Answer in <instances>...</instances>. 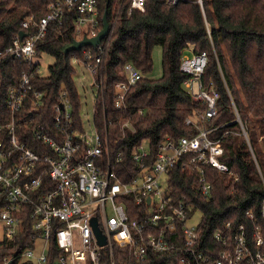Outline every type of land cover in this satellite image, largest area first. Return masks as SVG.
I'll return each mask as SVG.
<instances>
[{"label":"built area","instance_id":"obj_1","mask_svg":"<svg viewBox=\"0 0 264 264\" xmlns=\"http://www.w3.org/2000/svg\"><path fill=\"white\" fill-rule=\"evenodd\" d=\"M180 1L187 0H165L168 5ZM194 1L203 9L202 0ZM123 3L128 12L145 9V0H115L107 13V34L96 46L81 47V59L73 60L81 61L91 72L98 87L97 96L102 94L104 57ZM68 12L73 13L74 39L95 36L102 27L98 0H52L41 17L36 19L30 14L21 21L20 31L26 33L23 37L18 33L11 43L0 46V58L9 55L27 66L19 82L8 87L6 108L10 118L0 121V132H5V137L0 138V197L5 201L0 210L3 237L10 239L30 230L27 238L31 244L19 254V263L195 264L209 260V264H264V232L259 225L248 237L240 224L231 243L223 230H216L213 237L225 247L215 256L204 255L197 249L199 222L190 221L199 209L193 210L192 205L176 199L170 187L171 176L179 168L193 176L197 191L209 198L212 183L208 170L231 173L221 156L222 137L235 132L230 127L232 123L239 125L238 133L245 138L252 154L247 130L230 94L234 118L212 123L217 115L219 93L212 81L203 79L208 63L205 52L188 49L190 53L184 52L179 63V69L186 74L183 87L201 104L184 120L185 125L193 128V134H166L155 149L143 140L131 147V165L123 161V150L112 151L107 131L99 132L95 107L92 136L84 131L83 123L82 127L75 125L64 89L52 106L53 129L44 124L33 128L42 150L37 151L19 139L17 113L24 99L31 93L33 109L42 104V93L32 83L34 73L43 74L40 65H35L39 60L35 45L44 38L49 24L63 23ZM119 70L123 78L114 83L113 90L117 108L122 107L129 89L143 76L131 61H125ZM31 120L29 117L26 122ZM122 127L133 128L128 120ZM256 167L260 173L257 163ZM247 213L252 216V212ZM260 215L264 219V197ZM93 219L104 238L102 244Z\"/></svg>","mask_w":264,"mask_h":264},{"label":"trees","instance_id":"obj_2","mask_svg":"<svg viewBox=\"0 0 264 264\" xmlns=\"http://www.w3.org/2000/svg\"><path fill=\"white\" fill-rule=\"evenodd\" d=\"M52 0H0V46H6L22 29L21 21L32 14L36 19L46 13ZM115 0H98L99 18L109 14ZM203 9L194 0L180 1L175 5L165 0H145V9L128 12L121 6L102 67V94L95 99V124L100 133L107 131L113 152L123 150V161L131 165V147L143 140L155 149L166 135L193 134V128L184 124L185 118L201 104L193 100L183 87L186 78L179 69L181 55L190 49L205 52L208 63L204 81H212L219 93L217 115L212 123L219 124L234 118L229 94L247 130L252 154L239 125L232 123L233 133L222 137L224 153L221 160L231 170L230 174L208 170L212 183L209 198H204L195 188L194 178L176 169L170 187L174 197L201 211L198 223L197 249L204 255L219 254L224 244L215 240L213 233L223 230L231 243L234 232L243 224L248 237L256 225L264 232V219L260 204L264 197V0H202ZM73 13L68 12L63 23H51L44 38L35 45L37 57L51 55L54 62L48 65V74L34 73L32 83L42 93V104L34 108L31 93L24 99L17 113V133L33 149L42 150L35 139L33 128L44 124L53 129L52 106L59 100L61 89L67 92L72 118L82 127L79 113L80 100L73 80L76 72L73 60H80L82 49H64L74 40ZM161 47L162 73L149 78L152 69L151 51ZM131 61L143 76L129 89L122 107L114 105V83L123 77L119 68ZM35 65H40L38 60ZM26 64L12 56L0 58V121L10 118L6 108L8 87L20 80ZM140 110H146L140 113ZM32 117L31 122L26 120ZM130 121L133 128L122 127ZM49 130V131H50ZM0 132V138L5 132ZM121 138L116 142L117 139ZM260 169L257 170L256 163ZM117 170L122 179L126 177ZM5 201L0 197V210ZM252 212L249 216L247 212ZM226 222H229L228 227ZM29 229L13 238H0V264L19 263V254L31 241ZM161 264V263H160ZM209 264V260L195 263Z\"/></svg>","mask_w":264,"mask_h":264},{"label":"rangeland","instance_id":"obj_3","mask_svg":"<svg viewBox=\"0 0 264 264\" xmlns=\"http://www.w3.org/2000/svg\"><path fill=\"white\" fill-rule=\"evenodd\" d=\"M190 53L189 50H185V53ZM152 57V69L149 73H146L145 76L149 78H158L162 73L161 65V47L160 45H155L151 51ZM40 61V70L41 73L48 74V65L54 62V58L51 55L43 54L39 59ZM73 66L76 69V72L73 74V80L78 91V97L80 100L79 113L83 123L84 131L92 136L93 127V111L94 103L98 92V87L94 82L93 75L87 69V67L81 61H73ZM120 71V70H119ZM140 113H145L146 110H140ZM201 219V211L196 210L193 213L190 221L191 223H197ZM3 222L0 221V238L3 237ZM40 246V243L37 244V247ZM34 262V261H33ZM35 264V263H33Z\"/></svg>","mask_w":264,"mask_h":264},{"label":"water","instance_id":"obj_4","mask_svg":"<svg viewBox=\"0 0 264 264\" xmlns=\"http://www.w3.org/2000/svg\"><path fill=\"white\" fill-rule=\"evenodd\" d=\"M101 20H102V27L95 36H92V37L84 36L81 39H74L72 41V43L64 49V51L78 50L81 47L86 46V45L96 46L101 41V39L107 34L108 29H109V23L107 20V12L106 11L102 14ZM25 34L26 33L24 31H19L20 37H23ZM92 222L95 225V223H96L95 219H93ZM95 230L97 232L99 242L101 244L104 243V238L100 234V231L97 229L96 225H95Z\"/></svg>","mask_w":264,"mask_h":264}]
</instances>
